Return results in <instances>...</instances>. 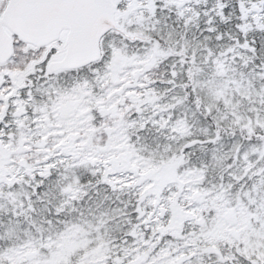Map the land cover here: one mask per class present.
<instances>
[{
	"label": "snow or ice",
	"instance_id": "obj_1",
	"mask_svg": "<svg viewBox=\"0 0 264 264\" xmlns=\"http://www.w3.org/2000/svg\"><path fill=\"white\" fill-rule=\"evenodd\" d=\"M0 264H264V0H0Z\"/></svg>",
	"mask_w": 264,
	"mask_h": 264
}]
</instances>
